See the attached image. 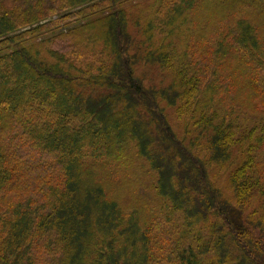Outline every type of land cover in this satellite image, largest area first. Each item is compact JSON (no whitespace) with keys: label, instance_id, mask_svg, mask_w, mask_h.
Here are the masks:
<instances>
[{"label":"trees","instance_id":"trees-1","mask_svg":"<svg viewBox=\"0 0 264 264\" xmlns=\"http://www.w3.org/2000/svg\"><path fill=\"white\" fill-rule=\"evenodd\" d=\"M0 264H264V0H0Z\"/></svg>","mask_w":264,"mask_h":264}]
</instances>
